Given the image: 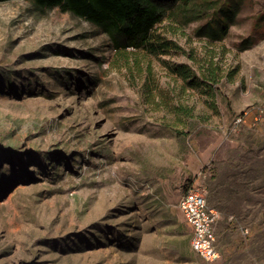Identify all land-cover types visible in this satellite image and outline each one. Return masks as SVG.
<instances>
[{"label": "rangeland", "instance_id": "374dc122", "mask_svg": "<svg viewBox=\"0 0 264 264\" xmlns=\"http://www.w3.org/2000/svg\"><path fill=\"white\" fill-rule=\"evenodd\" d=\"M212 10L167 14L155 39L180 48L155 53L0 1V264H215L179 207L197 179L222 256L264 264V119L233 126L264 103V0H243L223 39L197 30Z\"/></svg>", "mask_w": 264, "mask_h": 264}, {"label": "trees", "instance_id": "16d2710c", "mask_svg": "<svg viewBox=\"0 0 264 264\" xmlns=\"http://www.w3.org/2000/svg\"><path fill=\"white\" fill-rule=\"evenodd\" d=\"M6 1V0H0ZM41 12H48L59 7L79 17L91 20L107 32L115 47H145L152 52L180 48L177 44L155 39L154 27L168 14L177 21L188 24L200 19L207 9L213 8L206 26L197 28L198 32L209 30L208 35L223 39L237 17L243 0H30ZM207 15V14H206ZM251 43L246 39L243 48ZM176 72L185 80L199 84L194 72L185 64L177 66ZM218 82L216 71L205 75ZM212 206V205H211ZM215 207V206H212ZM216 208V207H215Z\"/></svg>", "mask_w": 264, "mask_h": 264}, {"label": "built area", "instance_id": "2783aa9c", "mask_svg": "<svg viewBox=\"0 0 264 264\" xmlns=\"http://www.w3.org/2000/svg\"><path fill=\"white\" fill-rule=\"evenodd\" d=\"M264 119V103L246 108L234 119L233 126L256 127ZM208 189L198 179L184 186L179 207L193 228L192 247L194 251L209 262L221 259L222 251L217 242L215 226L221 217L220 211L212 207L207 198Z\"/></svg>", "mask_w": 264, "mask_h": 264}, {"label": "crops", "instance_id": "0c3cea01", "mask_svg": "<svg viewBox=\"0 0 264 264\" xmlns=\"http://www.w3.org/2000/svg\"><path fill=\"white\" fill-rule=\"evenodd\" d=\"M190 227L193 231V228L191 225H190ZM191 233H193V232H191ZM228 255L230 257H228ZM228 255L227 254H225V256L223 255L220 260L215 262V264H244V262L241 259H239L238 256H236V254L234 256H231L230 254H228Z\"/></svg>", "mask_w": 264, "mask_h": 264}]
</instances>
